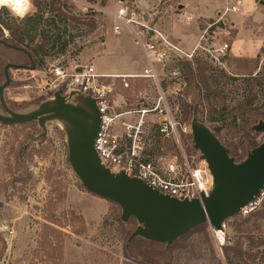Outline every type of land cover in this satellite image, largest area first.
<instances>
[{"label": "rangeland", "instance_id": "374dc122", "mask_svg": "<svg viewBox=\"0 0 264 264\" xmlns=\"http://www.w3.org/2000/svg\"><path fill=\"white\" fill-rule=\"evenodd\" d=\"M215 1L210 2L215 7V17L199 19L202 28L207 27L206 21L212 23L218 13L234 6L232 1L217 7ZM261 1L264 0L257 2L255 11L247 10L242 3L237 12H229L225 21L208 34L204 35L202 29L192 58L172 56L164 64L154 66L152 78L143 77L150 67L139 48L128 36L113 33V15L120 0H30L31 7L22 16L2 7V19L7 24L25 18L33 20L27 23V29L31 37L36 36L35 45L40 43L42 31L49 33L50 46L54 45L47 50L41 68L12 72L13 82L4 91V99L9 107H26L19 111L29 114L39 100L43 101L41 106L54 105L51 86H46L54 80L50 74L53 66L93 64L100 73L113 74V67L120 68L119 64L125 61L138 78L128 79V87L119 78L105 80L107 86L113 87L110 99L116 101L119 112L153 110L164 98L159 111L145 116L142 142L146 155L160 159L186 154L198 163L203 161V155L194 148V107L202 105L199 114L203 128L219 131V137L233 145L240 140L246 143L247 126L264 117ZM184 2L152 0L146 12L159 13V18L177 14V19H185L192 13L187 15L178 8ZM240 32L244 33L242 40L251 41L252 52L245 53L234 45ZM4 33L9 37L8 31ZM224 43L229 44L227 54L215 53L213 46ZM202 70L213 91L208 99L205 93L199 96L197 89ZM190 73L195 76L193 83L189 82ZM63 96L67 103L78 104L76 97ZM187 106L191 111L186 117ZM169 115L179 123L178 144L158 135L159 123H164ZM137 116L124 121L137 126ZM36 123H0V264H132L124 258L127 235L118 223L122 209L89 193L71 167V126L59 118L45 120L43 125ZM184 125L189 128L188 134L181 130ZM263 141L264 134H260L257 142ZM262 210L264 207L258 212ZM245 218L248 217L238 215L228 220L221 241L213 233L211 240L203 234L194 235L185 249L175 253L171 264H264V218L253 217L239 229L238 224ZM238 241L244 252L254 255V260L239 261L226 252Z\"/></svg>", "mask_w": 264, "mask_h": 264}, {"label": "water", "instance_id": "95a60500", "mask_svg": "<svg viewBox=\"0 0 264 264\" xmlns=\"http://www.w3.org/2000/svg\"><path fill=\"white\" fill-rule=\"evenodd\" d=\"M124 2L125 0H120ZM264 5V1H261ZM10 69L35 70L31 67L7 65L5 83L0 86V99L7 115H0V123L19 125L45 120L63 119L72 128L68 134L69 160L74 173L85 189L122 209L121 220H137L138 226L130 240L142 237L148 241L172 246L196 227L208 224L214 231H224L228 220L240 215L242 208L259 195L264 187V141L253 149L246 160L236 163L228 149L213 132L203 128L196 117L192 121L194 148L203 155L214 178L209 196L201 199L178 200L161 194L140 179L125 172L112 173L95 150V141L101 127L97 103L89 96L72 93L78 104L65 101L64 91L54 95L51 107L40 106L29 114L11 111L4 99V91L12 83ZM81 70L79 69L78 72ZM12 117H9V115ZM254 130L264 134V120Z\"/></svg>", "mask_w": 264, "mask_h": 264}, {"label": "built area", "instance_id": "2783aa9c", "mask_svg": "<svg viewBox=\"0 0 264 264\" xmlns=\"http://www.w3.org/2000/svg\"><path fill=\"white\" fill-rule=\"evenodd\" d=\"M241 4L239 0L236 5L228 6L224 12H220L215 21L206 24L204 35L223 23L229 12H237ZM156 18V15H145L137 11L128 0L121 2L113 15L115 22L113 33L121 36L127 32L143 51L150 67L145 70L143 75L145 78L154 77L152 73L155 65L164 64L172 56L192 58L197 50L191 54L185 53L162 31ZM189 20L191 18L186 17V21ZM213 48L215 53L225 56L229 51V44H215ZM50 74L54 80L46 86H51L49 89L51 94L62 89L63 95L67 97L72 93H78L96 101L101 114V127L95 141V150L104 166L110 167L116 173L125 172L129 177L142 180L161 194L178 200L191 201L201 199L202 195L209 196L214 187V178L205 161L197 163L194 157H188L186 154L181 157L155 159L145 153L142 142L145 116L160 110L163 97L153 110L143 109L135 112H119L116 101L110 99L113 87L105 84L106 79H122L124 86L128 87V79L138 78V75H107L100 73L93 64H77L71 68L53 66ZM136 115L140 117L137 126L124 121L125 118ZM178 126L177 120L169 115L164 123H159L158 135L171 138L178 144L181 139ZM181 130L184 134L190 132L187 125L181 127ZM263 205L264 187L254 201L242 208L240 216L249 217L258 212ZM224 231L212 230L219 241L223 239L221 235Z\"/></svg>", "mask_w": 264, "mask_h": 264}, {"label": "trees", "instance_id": "16d2710c", "mask_svg": "<svg viewBox=\"0 0 264 264\" xmlns=\"http://www.w3.org/2000/svg\"><path fill=\"white\" fill-rule=\"evenodd\" d=\"M97 1V0H92ZM33 21L31 18H25L24 20L18 21L14 20L11 24H7L3 21L2 15L0 12V86L5 83V68L7 65H16V66H26L31 67L32 60L36 65V69H39L44 65V58L47 55V50L53 49L54 45L51 47V41L49 37V33L46 31H42L40 36V43L35 45L36 36L31 37L29 35L27 29V23L29 24ZM9 32V37L6 38L4 31ZM58 38V37H57ZM13 71H31L30 69H10V76L12 79V72ZM200 77V85L198 86L199 96L205 93V98H210L213 94V91L208 83V78L204 75V71L202 70L199 74ZM189 82L193 83L195 79L194 74L190 73ZM13 82V79H12ZM203 85V86H202ZM54 93L51 96L54 97ZM43 101L39 100L37 103L34 104V109L31 111H36L40 108L41 103ZM8 108L15 112V113H23L20 112L19 109L23 110L26 107H13L6 103ZM202 105L199 104L198 106L194 107L193 110V119L194 117L197 118L198 122L201 124L203 123V119L201 118L200 109ZM0 115H7L4 107L2 106L1 99H0ZM190 107L187 106L185 113L186 117L190 116ZM192 119V121H193ZM264 120L260 118L253 124L247 126L245 131L247 132V136L245 141L240 140L236 142V144H227L219 137V131L213 132L214 135L220 140V142L228 149L230 156L236 160V163H241L248 157V154L258 147L261 143L257 142V137L261 134L254 130V127L261 121ZM36 122L26 123V124H19V126L29 125L35 126ZM192 124V122H191ZM70 161V160H69ZM84 187V186H83ZM85 188V187H84ZM93 195V194H92ZM264 207V205H263ZM256 217L257 219L264 218V210L260 212H256L252 214L250 217L242 219L238 224L239 229H241L244 225H247L251 222L252 218ZM118 223L120 225V229L122 233L127 235V244L124 246V258L127 262L132 264H171L175 257V253L178 250L185 249L187 244L191 238H193L196 234H203L207 239L211 240L213 236L212 230H210V226L208 224L196 227L190 233L181 237L177 242H175L172 246L168 247L166 244H161L158 242L148 241L142 237L135 238L132 241L130 240L131 235L136 230L138 223L135 218H130L128 222H123L118 219ZM134 225H137L134 230ZM226 252L228 254H232L233 257L236 259H240L239 261H246V260H254V255L248 254L243 251L241 242L238 241L234 247H227Z\"/></svg>", "mask_w": 264, "mask_h": 264}, {"label": "crops", "instance_id": "0c3cea01", "mask_svg": "<svg viewBox=\"0 0 264 264\" xmlns=\"http://www.w3.org/2000/svg\"><path fill=\"white\" fill-rule=\"evenodd\" d=\"M133 7L141 12L144 13L145 15H156L157 19V24L158 26L162 29L163 32H165L167 35H169L172 40L178 44L181 49L187 53L191 54L193 51L196 49V47L200 44V39L202 38V32L205 28H202V22L199 21V19H210L215 17L214 16V11L215 7L210 4V2H214V0H195V3H191L190 0H185L186 3L184 4L180 3L178 5V8L182 11L183 13H186L187 15H191V20L188 22L185 19H177V14L172 15V16H167L165 14L163 17L159 18L158 15L159 13L153 12V13H147L146 11L148 8L151 7V2L152 0H128ZM236 5L239 0H216L217 2V7H224L225 5L232 3ZM259 0H241V2L244 4L247 10H252L255 11V5H257V2ZM243 6V5H242ZM171 6L169 7V9ZM153 11V10H152ZM168 13V12H167ZM219 14V13H218ZM159 19V20H158ZM209 22H205L207 24ZM203 29V30H202ZM244 32V30H243ZM242 32V34H244ZM241 32L239 33V37L235 41V46L237 48H241L245 53L246 52H252V48L249 45L251 41L249 40H242L241 38ZM121 36H128L131 41L134 43L132 37L127 33L124 32L123 35ZM247 37V36H245ZM260 42V41H259ZM134 45L139 48L140 52L142 53V58L144 59V54L143 51L139 46H137L135 43ZM255 53V51L253 52ZM254 55V54H253ZM146 61V60H145ZM125 62V61H124ZM121 65L119 64V67H113V70L115 71L113 74H107V75H135L133 74V71L129 67V64L126 62ZM147 62V61H146Z\"/></svg>", "mask_w": 264, "mask_h": 264}, {"label": "clouds", "instance_id": "9594fccd", "mask_svg": "<svg viewBox=\"0 0 264 264\" xmlns=\"http://www.w3.org/2000/svg\"><path fill=\"white\" fill-rule=\"evenodd\" d=\"M7 7L13 14L23 15L30 7V0H0V8Z\"/></svg>", "mask_w": 264, "mask_h": 264}, {"label": "bare ground", "instance_id": "6f19581e", "mask_svg": "<svg viewBox=\"0 0 264 264\" xmlns=\"http://www.w3.org/2000/svg\"><path fill=\"white\" fill-rule=\"evenodd\" d=\"M1 9V8H0Z\"/></svg>", "mask_w": 264, "mask_h": 264}]
</instances>
